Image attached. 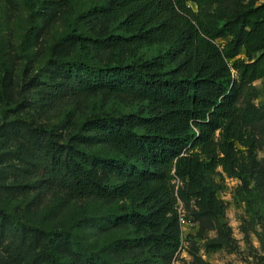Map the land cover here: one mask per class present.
<instances>
[{"label": "trees", "instance_id": "obj_1", "mask_svg": "<svg viewBox=\"0 0 264 264\" xmlns=\"http://www.w3.org/2000/svg\"><path fill=\"white\" fill-rule=\"evenodd\" d=\"M103 15L123 17L131 42L167 50L139 65H105L88 77L67 70L61 81L44 86L42 109L57 114L104 92L146 102L148 112L86 123L83 130L112 151L95 161L77 159L44 132L24 133L29 152L15 176L37 180L39 208L54 193L130 201L138 210L115 224L142 233L156 264H173L182 244L177 201L213 209L209 172L221 168L242 186L259 172L255 130L264 113L255 104V83L264 79V0H111ZM121 41L93 46L109 58ZM7 226L0 211V238ZM47 248V264H58ZM7 262L0 257V264Z\"/></svg>", "mask_w": 264, "mask_h": 264}, {"label": "rangeland", "instance_id": "obj_2", "mask_svg": "<svg viewBox=\"0 0 264 264\" xmlns=\"http://www.w3.org/2000/svg\"><path fill=\"white\" fill-rule=\"evenodd\" d=\"M110 1L0 0V211L9 223L0 238V257L7 264H47L46 246L58 264L158 261L142 233L115 224L138 210L130 201L54 193L39 208L37 180L15 176L29 152L24 133L44 132L77 159L95 161L112 151L83 130L86 123L148 112L146 102L104 92L72 101L57 114L42 109L44 86L61 81L67 70L88 77L105 65H139L167 50L165 44L131 42L123 17L100 16ZM106 39L128 41L103 58L93 43ZM255 86V104L264 113V79ZM255 131L259 172L248 186L217 168L207 176L213 209L201 201H177L182 244L173 264H264V120Z\"/></svg>", "mask_w": 264, "mask_h": 264}, {"label": "built area", "instance_id": "obj_3", "mask_svg": "<svg viewBox=\"0 0 264 264\" xmlns=\"http://www.w3.org/2000/svg\"><path fill=\"white\" fill-rule=\"evenodd\" d=\"M181 220V219H180Z\"/></svg>", "mask_w": 264, "mask_h": 264}]
</instances>
